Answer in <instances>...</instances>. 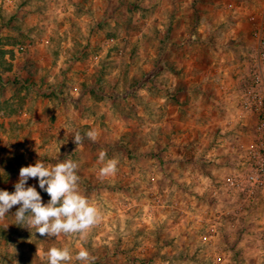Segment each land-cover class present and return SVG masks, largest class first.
Returning a JSON list of instances; mask_svg holds the SVG:
<instances>
[{"label":"rangeland","instance_id":"374dc122","mask_svg":"<svg viewBox=\"0 0 264 264\" xmlns=\"http://www.w3.org/2000/svg\"><path fill=\"white\" fill-rule=\"evenodd\" d=\"M247 1L242 12L229 0H0V189L14 191L37 160H72L98 210L84 232L47 237L17 224L13 206L0 218V264H47L53 247L68 248L67 264H81V249L88 264H264V213L226 245L209 239L201 182L219 183L229 133L247 135L226 138L243 154L255 135L242 101L263 0ZM223 65L229 73L214 69ZM222 83L238 87L248 124L226 128L214 101L204 118L190 106L219 99ZM101 151L114 174L99 175Z\"/></svg>","mask_w":264,"mask_h":264},{"label":"clouds","instance_id":"9594fccd","mask_svg":"<svg viewBox=\"0 0 264 264\" xmlns=\"http://www.w3.org/2000/svg\"><path fill=\"white\" fill-rule=\"evenodd\" d=\"M86 136L95 140L94 130L86 132ZM74 142L79 144L81 136L77 133ZM106 153L101 151L98 162L102 164L99 175L105 177L116 172L117 161L105 160ZM78 165L72 160L46 167L43 162L36 161L32 165L23 166L19 170L18 182L14 184V191L0 189V218L9 213L15 205H19L14 213L17 224H25L35 229L41 236L56 237L61 233H82L94 225L98 219V210L78 192L76 174ZM30 178H34L37 187L28 185ZM41 192L50 199L44 203ZM34 233V234H35ZM47 264H67L72 259L68 248H50L46 252ZM75 260L81 264H88L89 253L81 249L75 255Z\"/></svg>","mask_w":264,"mask_h":264},{"label":"crops","instance_id":"0c3cea01","mask_svg":"<svg viewBox=\"0 0 264 264\" xmlns=\"http://www.w3.org/2000/svg\"><path fill=\"white\" fill-rule=\"evenodd\" d=\"M225 6H228L229 8L233 7L234 9L242 12H247L249 10V2L247 0H229ZM214 69L216 71L218 70V72L222 70L224 74H226L229 73L230 67L223 65L220 67H214ZM217 89L222 93L220 94L221 97L219 99L211 101L207 97L206 99L201 98L200 101L197 100L195 102H189L190 106H193V103H195V109L198 105L202 106V108L196 112V115L203 118L208 116V114L206 115L208 112L207 108H210V103L212 102L211 104H213L214 101L219 107H221L222 111L219 112V118H221L222 121H225L224 126L226 128H231L235 123L240 121L241 124H248L246 122L249 121L242 119L243 111L241 110L239 100L236 98L238 95L237 91L239 90L238 87H234L231 83H222L217 87ZM189 104H185V106H188ZM175 105L178 104L176 103ZM251 115L254 114L251 113ZM187 116L190 115L187 114ZM203 121L204 119H202V122ZM240 130L241 131L238 130L239 133L242 132V129ZM244 131H246V129ZM228 135L232 137L234 136L235 138L239 137L238 139H244L247 136L243 133H241V136H238V134L232 135L230 133ZM227 136L225 137V142L221 144L222 147H220L221 149L218 153L220 154V157L216 159L218 161L220 160L219 177L221 180L219 179V183H215L212 179L208 178L201 180L202 184H205V197L208 198V202L211 204V206L209 205L205 208L207 214H204V220L210 222L209 228L211 229L206 236L210 239L220 235L221 238L223 237V245H226L224 241L228 240L230 237L236 238V236L241 234V232L244 231V228H251L250 222L257 219L258 214L264 213V198L261 193H256L253 197H245L242 193L228 191L225 186V179L229 175L246 169L244 158L245 153L243 154L242 151H238L239 143L236 144L228 141L226 139ZM240 143L243 142L240 141ZM240 146H242V144ZM194 182L195 181H192V183Z\"/></svg>","mask_w":264,"mask_h":264},{"label":"built area","instance_id":"2783aa9c","mask_svg":"<svg viewBox=\"0 0 264 264\" xmlns=\"http://www.w3.org/2000/svg\"><path fill=\"white\" fill-rule=\"evenodd\" d=\"M251 19L255 52L248 67L249 79L245 82L242 106L255 116V135L245 148L246 169L229 175L225 186L228 191L242 193L245 197L261 193L264 198V0L258 14ZM260 243L264 248V217Z\"/></svg>","mask_w":264,"mask_h":264}]
</instances>
